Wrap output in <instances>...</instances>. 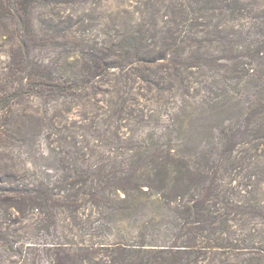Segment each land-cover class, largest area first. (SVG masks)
Instances as JSON below:
<instances>
[{
	"label": "rangeland",
	"instance_id": "obj_1",
	"mask_svg": "<svg viewBox=\"0 0 264 264\" xmlns=\"http://www.w3.org/2000/svg\"><path fill=\"white\" fill-rule=\"evenodd\" d=\"M30 26L37 66L57 71L62 60L97 46L114 48L125 69L109 70L76 96L32 95L14 104L0 146L3 186L58 185L63 198L83 178L89 192L95 167L122 177L142 166L140 147L169 143L182 156L208 159L218 185L211 205L226 214L212 241L222 250L191 264H255L241 252L264 249V0H49L32 7ZM12 42L0 37V93L8 88ZM162 51L167 60L139 65V56ZM249 108L261 111L247 120ZM225 140L233 146L221 157ZM105 196L104 205L86 199L62 208L56 231L43 230L36 212L9 210L0 216L3 264H50L55 242L63 244L61 257L81 256L78 264H109L105 251L89 261L87 251L119 234L138 245L156 206L143 196L125 203L113 191ZM174 241L170 235L158 244Z\"/></svg>",
	"mask_w": 264,
	"mask_h": 264
},
{
	"label": "trees",
	"instance_id": "obj_2",
	"mask_svg": "<svg viewBox=\"0 0 264 264\" xmlns=\"http://www.w3.org/2000/svg\"><path fill=\"white\" fill-rule=\"evenodd\" d=\"M48 1L0 0V37L4 35L13 41L10 52L12 63L8 69L11 73L8 72L6 78L8 88L0 93V146L9 131V115L14 104L32 95L45 101L76 96L88 84L104 77L109 70L125 69L117 62L121 61V57L114 48L97 46L89 47V50L82 52L79 57L62 60V65H59L57 71L33 64L30 56L37 47V42L31 31L30 14L35 4ZM8 23L12 25L10 31L5 26ZM156 60H167L166 52L162 51L156 58L153 55L139 56V65L145 67V64L154 63ZM180 65L172 64L175 76L179 75ZM183 65L186 66L187 63L184 62ZM91 87L94 89L93 85ZM254 111L259 114L261 110L257 112L256 108L253 110L249 108L250 115L246 117L247 120ZM232 146L231 140H225L222 144L221 157L229 154ZM140 148L143 151L139 152V161H142L139 170H131L119 177L115 171L105 173L103 169L95 167L91 173L94 182L89 185L90 187L85 186L91 189L89 192L84 190L87 180L83 178L79 180L83 186L63 198L57 196L58 185L36 184L11 189L3 186L0 181V216L5 217L9 210L17 216L36 212L42 216L40 223H43V230L56 231L62 208H75L78 206V200L86 199L104 205L107 200L105 191L110 190L121 203L146 197L151 200L153 206H156V213L154 218L142 224L138 245L126 244L124 234H119L111 243L91 246L85 256L87 261L99 249L106 252L109 264L200 263L214 248L221 251L222 246L220 244L215 246L212 241H217L213 236L216 225L225 226L226 214H220L219 210L211 205L218 204L214 201L217 198L218 185L215 172L204 163H207L208 159L204 156L192 158L182 156L169 143L153 142ZM67 185L65 188H74L70 184ZM120 194L124 196L121 198ZM111 210L117 211L112 207ZM148 229L153 231L152 235L147 233ZM105 230L112 233L109 227ZM103 231L99 234L103 235ZM170 235L175 238L172 245L158 244L160 237L167 239ZM0 238L3 237L0 235ZM50 245L54 251L50 264H60V259L64 258L78 264L82 259L81 256L61 257L59 250L63 245L61 242ZM241 255L251 257L255 264H261L264 249L246 247ZM0 264H3L1 255ZM230 264L249 263L241 260Z\"/></svg>",
	"mask_w": 264,
	"mask_h": 264
}]
</instances>
